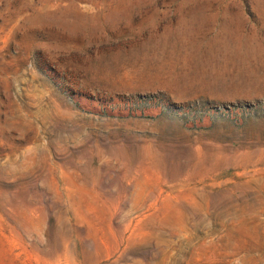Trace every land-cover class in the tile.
<instances>
[{"label":"rangeland","instance_id":"obj_1","mask_svg":"<svg viewBox=\"0 0 264 264\" xmlns=\"http://www.w3.org/2000/svg\"><path fill=\"white\" fill-rule=\"evenodd\" d=\"M0 264H264V0H0Z\"/></svg>","mask_w":264,"mask_h":264}]
</instances>
